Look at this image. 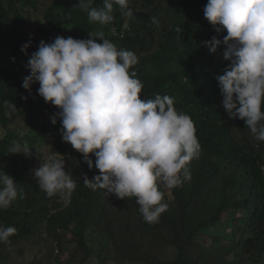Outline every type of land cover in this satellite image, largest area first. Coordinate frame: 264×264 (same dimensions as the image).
I'll use <instances>...</instances> for the list:
<instances>
[{
    "label": "trees",
    "instance_id": "trees-1",
    "mask_svg": "<svg viewBox=\"0 0 264 264\" xmlns=\"http://www.w3.org/2000/svg\"><path fill=\"white\" fill-rule=\"evenodd\" d=\"M38 2L49 5L31 26L23 10ZM102 3L93 0L90 7ZM207 3L130 0L134 18L123 16L114 4V20L101 25L89 21L87 11L78 7L79 0H0V171L13 177L18 189L13 204L0 209V226L17 229L10 244L0 243V262L9 257L11 247L28 237L47 247V257L59 264H87L92 252L98 264L109 259L116 264H264V141L255 139L245 121L229 118L222 106L216 77L231 62L223 57L222 43L210 54L203 42L214 36L223 41L227 31L217 33L206 20ZM153 17L158 24L151 22ZM98 32L118 50L137 55L139 62L130 71L143 84L140 99H154L157 94L173 97L177 112L194 122L201 145L198 158L187 165L190 179L174 189L158 185L168 208L154 223L145 222L135 197L121 200L84 185L83 178L91 180L100 175L99 170H90L83 156L63 142L59 118L56 125L51 123L60 110L39 96V83H33L30 91L22 87L31 74L28 59L41 41L51 44L57 36L87 40ZM29 42L26 55L21 47ZM96 42L102 43L99 38ZM21 114L44 117L48 131L55 133L56 152L74 161L67 172L77 179V187L66 207L56 202L59 194L48 197L39 188L30 158L9 152L16 140L10 127ZM43 129L36 127L39 133L33 137L43 140ZM33 137L26 135L23 140L32 146ZM91 159L95 163V156ZM43 222L46 237L35 235ZM221 231L230 235L218 234ZM93 236L97 242L91 249ZM66 244L73 245L75 253L60 261ZM167 246L175 257L162 261L159 257ZM55 247L61 254L56 257ZM106 247L110 251L104 254Z\"/></svg>",
    "mask_w": 264,
    "mask_h": 264
},
{
    "label": "clouds",
    "instance_id": "clouds-1",
    "mask_svg": "<svg viewBox=\"0 0 264 264\" xmlns=\"http://www.w3.org/2000/svg\"><path fill=\"white\" fill-rule=\"evenodd\" d=\"M129 3L103 0L101 7L94 8L90 7L93 0H79L78 7L87 11L90 22L105 25L114 20V4L123 16L134 18ZM203 11L217 33L227 31L223 41L214 36L203 42L210 54L222 43L223 57L231 62L216 77L222 106L229 118L245 121L255 139L264 141V0H208ZM151 22L158 24L155 17ZM96 38L57 36L51 44L41 41L28 59L31 74L22 87L30 91L33 83H39V96L60 110L51 123L56 125L59 118L63 142L83 156L90 170H99L100 175L91 180L85 176L84 185L93 191L106 190L121 200L135 197L145 222L154 223L168 208L158 185L174 189L191 178L187 165L201 150L196 128L189 115L177 112L173 97L157 94L154 99H140L143 84L130 71L139 62L137 55L118 50L103 32ZM29 47L30 42L21 51L27 55ZM30 149L26 142L14 141L9 152L30 156ZM65 168V158L54 153L33 170L48 197L59 194L70 200L77 179ZM17 197V183L0 171V209L10 207ZM42 224L45 232V222L37 232ZM16 233L13 226H0V243L10 244L9 238Z\"/></svg>",
    "mask_w": 264,
    "mask_h": 264
},
{
    "label": "rangeland",
    "instance_id": "rangeland-1",
    "mask_svg": "<svg viewBox=\"0 0 264 264\" xmlns=\"http://www.w3.org/2000/svg\"><path fill=\"white\" fill-rule=\"evenodd\" d=\"M49 5V2H38L33 7H26L23 12L26 16L27 21L31 26H34L35 20H41L42 19V13L44 9ZM36 127L43 129V140H40L39 137H33L34 135H37L39 132L36 130ZM49 124L48 121L36 114L34 116L27 115V114H21L17 117L15 122L11 125L10 130L14 132L16 136V142L25 143L26 141L23 140V138L28 135L29 138L33 139L35 138L36 141L34 145L30 146L31 148L30 156H25L23 153L18 154L20 157L24 159H31L33 161V170L38 169L41 164H43L47 158L51 155H53L56 152L55 148V142H56V136L55 133L48 131ZM2 130L0 129V133ZM41 134V131H40ZM58 155V153H57ZM66 168L65 171H71L72 168L75 166L74 161L70 158L65 159ZM82 172V170H80ZM214 231H212L213 233ZM224 234V235H230L227 231H221L218 234ZM130 238V237H129ZM93 242L90 246L91 249L94 248L97 242V238L95 236L92 237ZM107 241V240H106ZM90 241H88L89 243ZM107 249L104 251L105 253H108L110 251L109 247H106ZM65 253V254H64ZM64 253H62V256H60L59 260H64L68 253H75V248L73 245L66 244L64 248ZM60 254V253H59ZM48 250L47 247L45 248L41 243H39L36 240H30L28 237L25 239L20 240L18 243H16L13 247H11L9 251V257H7L5 260L1 261L0 264H59V263H53V259L47 257ZM61 255V254H60ZM96 252H92L91 257L87 264H98V261L96 260ZM175 257V251L172 247L167 246L164 248L163 252L160 254L159 259L162 261L165 260H172ZM105 264H116L111 259H109ZM120 264V263H117ZM122 264H145L140 262H134V263H128L124 262Z\"/></svg>",
    "mask_w": 264,
    "mask_h": 264
},
{
    "label": "built area",
    "instance_id": "built-area-1",
    "mask_svg": "<svg viewBox=\"0 0 264 264\" xmlns=\"http://www.w3.org/2000/svg\"><path fill=\"white\" fill-rule=\"evenodd\" d=\"M69 201H70V200L65 201L64 199L60 198V199H58L56 202L61 203V204H62V207H66V206L68 205ZM51 205H53V203H52ZM51 205H50V206H51ZM37 233L40 234L41 236H46V234H45V232H44V224H42V225L40 226L39 232H37ZM53 244H55V242H53ZM58 255H59V250H58L57 247H55V248H54V257H56V256H58Z\"/></svg>",
    "mask_w": 264,
    "mask_h": 264
}]
</instances>
